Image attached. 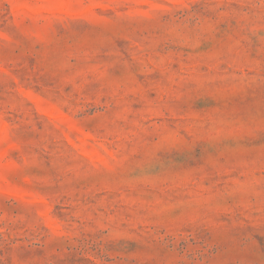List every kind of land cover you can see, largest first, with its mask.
<instances>
[{"label": "rangeland", "instance_id": "374dc122", "mask_svg": "<svg viewBox=\"0 0 264 264\" xmlns=\"http://www.w3.org/2000/svg\"><path fill=\"white\" fill-rule=\"evenodd\" d=\"M0 264H264V0H0Z\"/></svg>", "mask_w": 264, "mask_h": 264}]
</instances>
